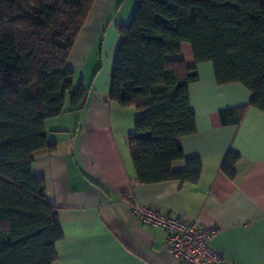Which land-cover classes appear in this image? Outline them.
I'll use <instances>...</instances> for the list:
<instances>
[{
  "label": "trees",
  "instance_id": "16d2710c",
  "mask_svg": "<svg viewBox=\"0 0 264 264\" xmlns=\"http://www.w3.org/2000/svg\"><path fill=\"white\" fill-rule=\"evenodd\" d=\"M94 1L0 0V264L57 258V208L31 165L35 153L56 147L45 121L66 98L70 110L86 99L87 87H72L67 59ZM116 31L109 100L140 111L126 136L137 182H197L198 158L180 171L171 163L184 158L179 139L195 132L188 87L198 73L169 56L188 43L196 64L212 63L218 85L250 91L247 105L218 112L221 124H238L247 107L264 112V0H135ZM238 160L228 151L221 163L232 180Z\"/></svg>",
  "mask_w": 264,
  "mask_h": 264
},
{
  "label": "crops",
  "instance_id": "0c3cea01",
  "mask_svg": "<svg viewBox=\"0 0 264 264\" xmlns=\"http://www.w3.org/2000/svg\"><path fill=\"white\" fill-rule=\"evenodd\" d=\"M116 1L93 2L67 59L72 87H87L86 99L70 110L66 98L63 111L45 121L47 139L56 147L32 160V173L45 180V196L57 208L63 234L53 264H179L166 248V232L133 216L135 203L216 228L211 246L231 264H264V112L247 107L238 124H221L218 112L247 105L250 91L241 83L218 85L212 63L196 64L191 46L182 43L169 58L197 69L198 79L188 87L195 132L179 139L184 158L171 169L183 170L186 159L195 157L199 178L138 183L126 136L140 111L109 100L120 40L116 25L123 23L108 18ZM228 151L239 155L233 180L221 171Z\"/></svg>",
  "mask_w": 264,
  "mask_h": 264
},
{
  "label": "built area",
  "instance_id": "2783aa9c",
  "mask_svg": "<svg viewBox=\"0 0 264 264\" xmlns=\"http://www.w3.org/2000/svg\"><path fill=\"white\" fill-rule=\"evenodd\" d=\"M131 213L143 225L166 232V248L179 264H231L212 248L216 228H204L178 215L143 203L131 205Z\"/></svg>",
  "mask_w": 264,
  "mask_h": 264
},
{
  "label": "rangeland",
  "instance_id": "374dc122",
  "mask_svg": "<svg viewBox=\"0 0 264 264\" xmlns=\"http://www.w3.org/2000/svg\"><path fill=\"white\" fill-rule=\"evenodd\" d=\"M134 6H135V0H117L115 4L110 7L108 11V18L110 19L112 18L114 20L116 19L118 21L123 20V23L127 24L134 10ZM102 30H104V27ZM95 56L96 54L95 52H93L90 58ZM89 63H91V59L89 60ZM79 78H80V72H77L75 74V83L78 82L77 79Z\"/></svg>",
  "mask_w": 264,
  "mask_h": 264
}]
</instances>
